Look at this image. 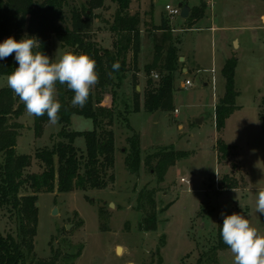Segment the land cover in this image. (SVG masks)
I'll return each mask as SVG.
<instances>
[{"label":"rangeland","instance_id":"rangeland-1","mask_svg":"<svg viewBox=\"0 0 264 264\" xmlns=\"http://www.w3.org/2000/svg\"><path fill=\"white\" fill-rule=\"evenodd\" d=\"M82 1L69 0L64 7L66 16L72 5L79 6ZM182 1L131 0L129 3L127 11L131 15L137 12L140 16L139 69L132 89L125 91L122 84L115 91V113L110 126L114 132V181L102 190L38 193L36 259H48L52 255L51 242L61 256L73 255L78 248L82 249L79 257L70 261L60 257L57 264H197L198 258L216 242L217 227L222 223L221 213L241 212L264 234V214L255 211L257 192L264 191V131L259 120V113L264 110V29L258 14L261 8L248 0H185L187 5L202 3L205 6L201 19L188 28L185 22L181 26L180 17L166 16L164 8L166 4L178 6ZM117 7L116 3L105 0L103 6L95 10L98 18L89 38L98 47H113L117 35L111 31V26ZM261 11L264 14V8ZM161 17L168 18L171 29H178L171 31V38L177 48L179 45L183 50L178 48L183 61L179 60L173 73L172 108L149 113L143 108L147 81L143 65L153 60L155 38L161 33L154 22H159ZM241 21L248 22L249 27L237 29ZM235 34L241 44L232 48L230 38ZM49 45L53 59L67 51L81 52L73 47H63L53 34L49 37ZM224 56L237 60L234 81L235 91L239 93L235 99L236 109L225 118L223 128L218 132L214 126V107L223 95L224 78L220 65ZM185 67L187 70L182 72ZM211 68H214L216 78L213 90L211 84L207 86L201 82L210 80ZM138 72L141 89L134 93L139 82ZM153 74L157 71L153 70L150 75L154 81L152 87L160 77ZM6 76L0 75V87H7ZM186 78L192 79L193 84L184 89L181 83ZM213 93L217 94L214 106ZM18 121L22 125L16 144L20 153L33 157L36 149H51L59 139L57 134L61 124L58 121L48 122L39 136L32 128L33 116L26 110ZM68 128L85 132L92 130L93 123L90 118L72 114ZM129 137H137L140 145L141 163L137 173H131L126 167ZM217 139L230 146L222 160L216 154ZM74 145L84 151V138L77 136ZM170 147L188 152V155L171 165L160 181L143 161L153 152ZM30 165L28 172L42 170L35 158ZM225 174L237 181L236 187L221 185ZM181 178H189V183L182 182ZM144 188L155 190L158 213L155 231L138 228L141 213L136 209L137 193ZM15 226L13 212L1 207V234L14 232ZM162 236L164 244L160 245ZM117 246L121 248L120 252L116 251ZM216 262L233 264L230 249L219 250Z\"/></svg>","mask_w":264,"mask_h":264},{"label":"trees","instance_id":"trees-1","mask_svg":"<svg viewBox=\"0 0 264 264\" xmlns=\"http://www.w3.org/2000/svg\"><path fill=\"white\" fill-rule=\"evenodd\" d=\"M105 0H83L79 6L72 5L67 17L64 7L69 0H0V40L8 36L19 39L22 35H35L41 41V49L50 56L49 37L53 34L60 44L73 47L89 54L96 61L99 74L98 83L92 88L88 102L84 107L73 106V92L66 85L57 84V99L62 105L58 114L61 129L58 140L49 148H38L33 157L17 151V137L22 127L18 118L25 110L24 104L8 87H0V208L6 207L13 212L16 219L14 232H0V264H57L60 259L70 261L81 255L82 249L73 254H64L51 246L48 259L35 257L34 238L38 223L37 194L40 192H69L72 189L86 191L102 190L114 181V132L110 128L114 116V98L116 90L124 81L138 71V52L140 50V16L127 11L131 0H109L117 4V11L111 31L117 35L112 48L97 46L89 38L94 30L93 23L98 18L96 9L103 6ZM264 1V0H262ZM152 6V5H151ZM205 6H193L185 19L186 27H192L204 15ZM68 23V25H65ZM160 36L155 38L151 63L143 65L147 76L144 89V111L152 113L156 110L169 111L173 105L174 71L179 64L177 43L172 41L171 27L162 17L156 27ZM130 57L128 58V53ZM118 63V70L113 64ZM235 57L227 58L220 73L224 78V94L214 107V126L221 132L225 118L235 109ZM15 67V61L9 56L0 61V75H7ZM155 70L159 77L154 84L151 72ZM131 72V74H129ZM134 93H136L134 87ZM136 102V101H135ZM135 109L138 104H135ZM134 109V110H135ZM77 114L90 118L92 130L77 132L68 128L70 116ZM259 120L264 131V110L259 113ZM50 122L47 115L33 117V130L39 136L44 126ZM77 136L84 138L85 150L74 145ZM130 150L125 157L126 167L131 173H137L140 167V145L137 137H129ZM216 154L219 160L225 158L230 146L222 139L216 140ZM188 152L172 147L155 151L144 158V164L153 170L157 179L162 181L167 169L177 160L186 157ZM38 160L42 166L40 172H28L32 159ZM223 186L234 188L237 181L224 175ZM24 192V193H23ZM155 190L144 188L137 193L136 209L141 213L138 228L155 231L158 224L156 212ZM99 217L102 210L98 209ZM216 242L203 253L197 264L217 263L219 250L229 248L222 241L217 227ZM164 244V236L160 245Z\"/></svg>","mask_w":264,"mask_h":264},{"label":"clouds","instance_id":"clouds-1","mask_svg":"<svg viewBox=\"0 0 264 264\" xmlns=\"http://www.w3.org/2000/svg\"><path fill=\"white\" fill-rule=\"evenodd\" d=\"M41 49L35 35L0 40V61L12 56L15 67L5 83L33 117L45 114L52 123L59 119L62 105L57 99V84L73 92V106L84 107L92 88L98 83L96 61L87 53L67 51L53 59ZM118 70L119 64H113ZM255 211L264 214V191L257 192ZM219 234L233 255V264H264V234L253 227L241 212L223 214Z\"/></svg>","mask_w":264,"mask_h":264},{"label":"crops","instance_id":"crops-1","mask_svg":"<svg viewBox=\"0 0 264 264\" xmlns=\"http://www.w3.org/2000/svg\"><path fill=\"white\" fill-rule=\"evenodd\" d=\"M243 1H247V0H243ZM152 2V1H151ZM248 2L249 3H255V4H257L260 8H261V10L264 8V1H262V0H248ZM184 3H186L185 2V0H184V2L182 1V3H179V4H184ZM178 4V5H179ZM151 5L153 6V2L151 3ZM167 5V4H166ZM194 6H198V5H194ZM188 7H189V13H190V11H191V9H192V7L193 6H191V5H188ZM153 8V7H152ZM261 10H259V12H258V14H259V21L261 22V27H263V29H264V14H262L261 12ZM247 13H248V11H247ZM166 16H167V12H166ZM252 16H253V12L250 14V17L252 18ZM180 17V16H179ZM162 18V17H161ZM161 18H159V22H157V23H155L154 22V24H159L160 23V20H161ZM166 19H168L167 17H166ZM246 19H249L248 17L246 18ZM183 22H185L182 18H180V23L182 24L181 26H184V24H183ZM242 22V21H241ZM239 23L241 26H239V27H236L237 29L238 28H247V27H249V24H248V22H242V23ZM249 22H252L251 20H249ZM179 23V24H180ZM248 25V26H247ZM174 28V27H173ZM171 29V31H173V32H176L178 29ZM263 39H264V36H263ZM178 42H179V39H178ZM234 43H235V45H234ZM240 44H241V42H240V40H239V37H238V35L237 34H235L234 36H232L231 38H230V46L232 47V48H236V47H239L240 46ZM178 48L181 50V52H183V50L179 47V45H178ZM225 58H224V61L227 59V58H230L229 56H224ZM189 58H190V55H189ZM191 59V58H190ZM224 61L222 62V64L220 65V69H221V67H222V65H223V63H224ZM214 69V68H213ZM185 70H187V68L185 67L184 69H182V72H185ZM204 70V69H203ZM199 72L201 71V70H198ZM214 72H215V70H214ZM235 73V72H234ZM129 74H131V72H129ZM212 74H211V78H210V80L209 81H207L206 79H204L203 81H201L202 82V85H209V84H211V79H212ZM138 77H139V82H138V84H136V86H135V90L137 91V90H140L141 89V83H140V81H141V79H140V73L138 72ZM131 79H132V77H130V75L128 76V78L125 80V82L123 83V86L125 87L124 89H125V91H129L130 89H132V82H131ZM215 81H216V78H215ZM182 84L183 83H181V87H182ZM215 87V86H214ZM214 88H212V90H213ZM224 88H223V90H222V93H221V95L222 94H224ZM175 94V93H174ZM216 98H217V94H215V93H213V103H212V105L214 106V103H215V101H216ZM173 99H174V95H173ZM175 110H176V108H175ZM17 144V143H16Z\"/></svg>","mask_w":264,"mask_h":264},{"label":"built area","instance_id":"built-area-1","mask_svg":"<svg viewBox=\"0 0 264 264\" xmlns=\"http://www.w3.org/2000/svg\"><path fill=\"white\" fill-rule=\"evenodd\" d=\"M164 8H165V10L167 12V15L170 18L175 17V16H178V17L180 16L181 8L179 6H171V5L167 4V5L164 6ZM204 70H206V69H204ZM210 73L213 75V73H214V69L213 68L210 69ZM153 76L157 77V74H153ZM192 84H193L192 79L186 78L184 80L183 84H182V88L185 89L186 87L192 86ZM211 85H212V88H214V85H215L214 75L212 76V79H211ZM181 181L185 182L186 184H188L189 183V178L188 179L181 178Z\"/></svg>","mask_w":264,"mask_h":264},{"label":"water","instance_id":"water-1","mask_svg":"<svg viewBox=\"0 0 264 264\" xmlns=\"http://www.w3.org/2000/svg\"><path fill=\"white\" fill-rule=\"evenodd\" d=\"M178 6L181 8V10H180V18H182V19L186 18L189 15V7H188V5L187 4H184V5L179 4ZM234 45H235V43H234ZM179 60L183 61L182 57H179ZM54 212H56V209H54ZM118 250H119V248L117 246L116 247V251L118 252Z\"/></svg>","mask_w":264,"mask_h":264},{"label":"bare ground","instance_id":"bare-ground-1","mask_svg":"<svg viewBox=\"0 0 264 264\" xmlns=\"http://www.w3.org/2000/svg\"><path fill=\"white\" fill-rule=\"evenodd\" d=\"M118 248H119L118 252H120L121 251V248L120 247H118Z\"/></svg>","mask_w":264,"mask_h":264}]
</instances>
